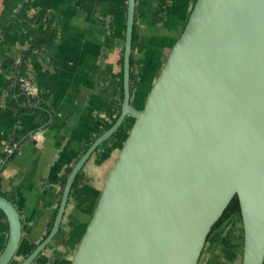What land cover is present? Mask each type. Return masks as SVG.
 Masks as SVG:
<instances>
[{
	"label": "water",
	"instance_id": "1",
	"mask_svg": "<svg viewBox=\"0 0 264 264\" xmlns=\"http://www.w3.org/2000/svg\"><path fill=\"white\" fill-rule=\"evenodd\" d=\"M135 9L128 0L120 114L73 166L52 228L20 264L53 243L77 175L129 116L71 264H198L235 195L242 264H264V0H196L142 108L131 102ZM0 210L9 226L0 264H10L22 222L1 194Z\"/></svg>",
	"mask_w": 264,
	"mask_h": 264
},
{
	"label": "crops",
	"instance_id": "2",
	"mask_svg": "<svg viewBox=\"0 0 264 264\" xmlns=\"http://www.w3.org/2000/svg\"><path fill=\"white\" fill-rule=\"evenodd\" d=\"M26 1L0 0V194L13 198L22 222L20 245L10 264H20L47 235L66 168L77 163L122 105L119 80L128 0H32L30 16L41 9L56 14L58 37L41 51H32L31 46L46 24L19 16ZM194 3L136 0L140 40L135 50L138 74L131 91L134 106L143 107ZM24 59V74L37 84L41 105L17 112L10 105L19 97L16 75L20 72L14 69ZM21 131L26 134L10 159L5 148ZM127 134L122 127L88 159L61 222L65 240L54 239L32 264H71ZM8 232L0 210V253ZM239 237L240 222L235 219L206 241L198 264H242Z\"/></svg>",
	"mask_w": 264,
	"mask_h": 264
},
{
	"label": "trees",
	"instance_id": "3",
	"mask_svg": "<svg viewBox=\"0 0 264 264\" xmlns=\"http://www.w3.org/2000/svg\"><path fill=\"white\" fill-rule=\"evenodd\" d=\"M32 0H27L21 7L20 9V13L19 16L22 18H26L28 19L31 23L34 24H46V28L44 29L42 35L36 39L31 46V50H39L41 51L46 45L48 44H52L53 42H55L56 38L58 37V29L56 28V26L54 25V19L56 17V14L53 11L50 10H46V9H41L39 10L37 13L33 14V15H29V9H30V4H31ZM196 1V0H195ZM140 40V33L138 31L137 25L135 23L134 25V33H133V42H132V56H131V74H130V84H131V91L133 88V84L137 78V74H138V61L135 57V50L136 47L138 45V42ZM9 64H11V61H8ZM121 64L123 66V51H122V55H121ZM24 66H25V59L24 61H22V63L17 66L14 70L15 72H20L22 74H24ZM19 70V71H18ZM119 86H120V98L121 100H123V71H122V75L121 78L119 80ZM24 100L22 97H17L15 99H12V101L10 102V105L14 107V109L17 112H28V111H33V110H37V108L33 107V106H29V105H24ZM120 111H121V106H120ZM120 111L118 113V115L116 117H114V119L112 120V122L108 123L105 125L104 129H108L113 122L116 121V119L118 118ZM127 124V120H125V122L123 123V125L120 127V129L122 127H125V125ZM119 129V130H120ZM26 134V132L21 131L16 133V135L10 140V143L8 145H12L14 143L17 144V148L14 151L13 154L10 155V159L13 158L15 156V154L18 151V148L21 146L22 144V137ZM116 133L113 134L110 137V140L112 141L115 137ZM88 147H86L85 150H87ZM85 152V151H84ZM1 165V164H0ZM73 166H70L68 168H66L65 173L62 177V181H61V193L63 192V188L64 185L66 183L67 177L69 175V173L71 172ZM83 176V172H79V174L77 175L74 184H73V188L81 183V179ZM12 202H13V198H9ZM58 207L54 210L53 215H52V219L49 222L48 225V232L50 231V229L53 226V222L57 213ZM238 219L240 222V237H239V241H241V245L243 247V227H242V218H241V209H240V202L239 199L237 197V195H235L232 200L230 201L228 207L225 209L224 213L222 214V216L220 217V219L215 223V225L212 228V231L210 233V235L208 236L207 241L210 240L211 236L217 232V231H224L230 224H232V222ZM62 238L63 240H65V235L62 231V226H60L59 232L58 234L55 236L54 239H58V238ZM243 253V250L241 248V254Z\"/></svg>",
	"mask_w": 264,
	"mask_h": 264
},
{
	"label": "built area",
	"instance_id": "4",
	"mask_svg": "<svg viewBox=\"0 0 264 264\" xmlns=\"http://www.w3.org/2000/svg\"><path fill=\"white\" fill-rule=\"evenodd\" d=\"M17 94L24 100V105L39 107L41 99L38 94L37 84L30 78V76L22 73L16 75ZM17 148V144L8 145L5 148L7 155H11Z\"/></svg>",
	"mask_w": 264,
	"mask_h": 264
},
{
	"label": "rangeland",
	"instance_id": "5",
	"mask_svg": "<svg viewBox=\"0 0 264 264\" xmlns=\"http://www.w3.org/2000/svg\"><path fill=\"white\" fill-rule=\"evenodd\" d=\"M133 121H134V117H133V116H129L128 119H127V124L125 125V127H123V131H124L125 133H128V131H129V129H130V126L132 125ZM13 261H14V260H13ZM13 261H12V262H13ZM12 262H11V263H12Z\"/></svg>",
	"mask_w": 264,
	"mask_h": 264
}]
</instances>
